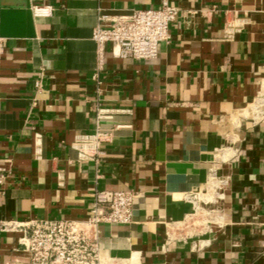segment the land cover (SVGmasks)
<instances>
[{
	"label": "crops",
	"instance_id": "obj_1",
	"mask_svg": "<svg viewBox=\"0 0 264 264\" xmlns=\"http://www.w3.org/2000/svg\"><path fill=\"white\" fill-rule=\"evenodd\" d=\"M162 1L0 0V264H28L26 225L85 220L119 189L133 219L100 224L103 264H264V0H169L159 55L107 43L97 72L99 14ZM98 130L101 155L80 161L76 135ZM213 173L224 193L197 226L187 196Z\"/></svg>",
	"mask_w": 264,
	"mask_h": 264
},
{
	"label": "built area",
	"instance_id": "obj_2",
	"mask_svg": "<svg viewBox=\"0 0 264 264\" xmlns=\"http://www.w3.org/2000/svg\"><path fill=\"white\" fill-rule=\"evenodd\" d=\"M38 16H49L50 5H36ZM179 7L163 0L158 8L135 9L129 14L111 16L100 13L93 29V40L97 48V72L103 68L105 46L112 43V53L120 58L154 59L159 55L160 43L171 38L170 25L176 20ZM97 76V73H95ZM264 104V91L260 96ZM101 131L78 134L72 147L78 152L80 161H96L102 153L106 140ZM212 175H215L214 173ZM225 184V181H222ZM213 191L211 192L210 190ZM217 186L210 190L188 195L195 206L208 212L201 203L212 204L220 197ZM210 195L214 200L207 198ZM133 190H99L85 220L43 219L36 220L24 229V245L28 252V264H103L100 224H129L133 219ZM207 224L210 220H207Z\"/></svg>",
	"mask_w": 264,
	"mask_h": 264
},
{
	"label": "rangeland",
	"instance_id": "obj_3",
	"mask_svg": "<svg viewBox=\"0 0 264 264\" xmlns=\"http://www.w3.org/2000/svg\"><path fill=\"white\" fill-rule=\"evenodd\" d=\"M259 104H260V101H259ZM209 190H210V188H209ZM210 191L212 192L213 189ZM200 205H202L208 212L212 209L211 206H210V208L208 207L211 204L205 205L204 203H201ZM203 220H204V223L202 222ZM207 220L212 221L213 218L211 217V215L209 216L208 213L205 212V210H202V211L200 210L198 213H196L195 219H193L192 221L195 222V225H197V226H202V225L207 226V224H206Z\"/></svg>",
	"mask_w": 264,
	"mask_h": 264
},
{
	"label": "bare ground",
	"instance_id": "obj_4",
	"mask_svg": "<svg viewBox=\"0 0 264 264\" xmlns=\"http://www.w3.org/2000/svg\"><path fill=\"white\" fill-rule=\"evenodd\" d=\"M209 184H211L213 186H217L218 187L217 191H219L220 196L223 195V193H224V183H222L221 179H219L215 175H212L210 177V179H209ZM204 191H207V190H204ZM204 191H202V192L204 193ZM207 198L214 200V197H211L210 195H208Z\"/></svg>",
	"mask_w": 264,
	"mask_h": 264
}]
</instances>
